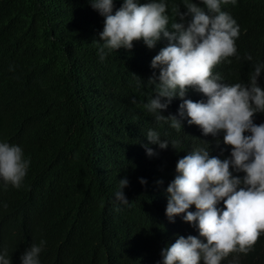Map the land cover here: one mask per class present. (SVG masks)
Here are the masks:
<instances>
[{"label": "trees", "instance_id": "1", "mask_svg": "<svg viewBox=\"0 0 264 264\" xmlns=\"http://www.w3.org/2000/svg\"><path fill=\"white\" fill-rule=\"evenodd\" d=\"M173 3L180 0L169 9ZM232 9L245 31H256L244 44L248 54L263 51L264 0H238ZM102 28L88 0H0V137L31 160L21 188L0 187V202L14 205L0 207V245L12 264L34 238L47 241L44 264H157L177 235H198L181 216H165L176 164L147 156L128 109L143 112L153 95L154 86L137 88L133 75L151 76L142 45L100 61L94 39ZM244 68L250 74L247 61ZM182 132L187 137L162 136L182 141L179 158L201 138ZM124 177L128 204L113 197ZM240 264H264V237Z\"/></svg>", "mask_w": 264, "mask_h": 264}, {"label": "clouds", "instance_id": "2", "mask_svg": "<svg viewBox=\"0 0 264 264\" xmlns=\"http://www.w3.org/2000/svg\"><path fill=\"white\" fill-rule=\"evenodd\" d=\"M88 2L103 17L94 39L100 61L142 45L151 76L144 81L133 75L137 88L145 82L154 86L153 95L143 101V112L128 109L139 118L136 128L147 156L176 164L165 189V216L169 222L181 216L198 232L177 235L161 249L157 264H240L241 253L264 237V47L248 54L244 45L256 31L242 28L232 9L238 0H180L171 9L169 0ZM245 61L250 74L241 70ZM183 128L201 138L179 158L182 141L162 136L174 131L187 137ZM30 164L21 145L0 137L1 189L21 188ZM139 182L147 184L144 178ZM128 184L127 177L118 180L114 201L129 203ZM13 206L0 202L5 209ZM46 245L34 238L16 264H44ZM0 264H12L3 245Z\"/></svg>", "mask_w": 264, "mask_h": 264}]
</instances>
